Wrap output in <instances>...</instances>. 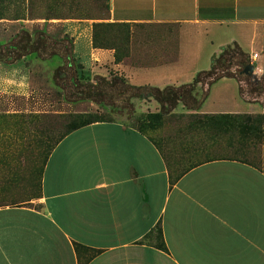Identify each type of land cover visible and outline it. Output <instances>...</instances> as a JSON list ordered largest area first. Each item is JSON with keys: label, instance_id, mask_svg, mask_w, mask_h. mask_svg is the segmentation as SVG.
<instances>
[{"label": "crops", "instance_id": "1", "mask_svg": "<svg viewBox=\"0 0 264 264\" xmlns=\"http://www.w3.org/2000/svg\"><path fill=\"white\" fill-rule=\"evenodd\" d=\"M53 2L58 12L32 24L0 16V44L58 25L92 74L161 89L193 83L238 44L264 74V0ZM99 24L129 28L122 56L119 44L94 45ZM53 69L35 58L0 62V119L31 115L36 85L52 84ZM204 90L196 84L195 96ZM12 97L30 105L6 107ZM137 102L160 111L154 99ZM221 114L263 116L264 106L244 102L238 82L223 78L199 110L180 103L155 128L121 118L73 131L48 156L39 198L32 155L0 156V200L11 197L0 203V264H264V143L253 163L211 157L212 129L196 118ZM22 175L29 194L17 203Z\"/></svg>", "mask_w": 264, "mask_h": 264}, {"label": "trees", "instance_id": "2", "mask_svg": "<svg viewBox=\"0 0 264 264\" xmlns=\"http://www.w3.org/2000/svg\"><path fill=\"white\" fill-rule=\"evenodd\" d=\"M101 27L103 26L100 24L94 26V40L96 30ZM25 58L52 63L54 65L52 83L62 92L64 101L73 104L94 103L106 109L109 115L107 120L133 118L136 114V100L157 101L160 111L152 115L159 119L174 111L180 103L187 109L199 110L208 97L210 87L223 78H233L238 82L240 97L244 102L264 106V74L257 82L253 77L255 73H244L247 66L255 64L252 63L250 55L238 44L223 47L220 53L213 57L210 69L200 71L193 83L177 87L167 86L163 89L152 85H133L119 75L92 74L75 57L73 38L68 35L56 37L45 29L35 30L33 33L22 29L9 42L0 44L1 63L12 65ZM254 82H257V87L252 88ZM196 84H201L205 89L200 98L194 94ZM244 87L249 90L246 91ZM243 116L245 115L221 114L204 116V119H207L211 125L222 128L239 122ZM104 121L94 113L77 115L75 120L68 124L65 133L50 147L46 160L68 134ZM253 121L252 116L246 115V122ZM245 127L247 124L243 125V128Z\"/></svg>", "mask_w": 264, "mask_h": 264}, {"label": "rangeland", "instance_id": "3", "mask_svg": "<svg viewBox=\"0 0 264 264\" xmlns=\"http://www.w3.org/2000/svg\"><path fill=\"white\" fill-rule=\"evenodd\" d=\"M57 9L53 0H0V16L9 20H25L27 24H32V18H50L56 11L58 12ZM25 22L23 23L25 24ZM28 28L31 31L33 29L32 25ZM45 29L56 37H62L61 26L52 25L49 29ZM128 37L129 28L127 26L107 25L106 28L101 27L96 30L94 42L95 45L106 43L114 46L119 44L122 56ZM263 61L261 60L259 65ZM85 69L91 72L87 68ZM254 73L258 78L260 77L256 71ZM36 86L38 89L30 101L32 103L31 115H16L15 122L0 119V156L15 153L21 158L25 156L27 158L32 155V198L40 197L46 155L50 147L65 133L68 124L74 121L77 115L84 113H94L103 120L109 119L107 111L97 107L94 103L68 104L64 101L62 92L53 83L49 82L48 84L43 80ZM255 87H257V82L252 85V88ZM244 88L246 91L249 90L247 87ZM249 97L253 98L254 96ZM218 98H220V94ZM30 102L23 98L12 97L4 100L3 103L6 107L23 109L30 105ZM139 104L142 106V102L135 103L136 114L133 118H123L122 120L138 124L140 127L149 125L151 128H155L162 124L163 118L159 119L145 110H140ZM252 117L254 118L253 122H246L245 115L239 122L222 128L211 125L207 119L197 117L198 124H207V134L209 133L208 128L212 129L211 157H234L253 163L254 155L260 152L259 145L264 143V117H260V115ZM244 124H247V127L243 128ZM25 180L27 181V176L24 178L22 175V186L20 190H17L19 196L14 199L17 203L28 198L29 190ZM10 199L11 197H4L0 203H8Z\"/></svg>", "mask_w": 264, "mask_h": 264}, {"label": "water", "instance_id": "4", "mask_svg": "<svg viewBox=\"0 0 264 264\" xmlns=\"http://www.w3.org/2000/svg\"><path fill=\"white\" fill-rule=\"evenodd\" d=\"M255 70H256V66L255 65H249V66H247L245 68L244 73H246V74L254 73ZM253 77H254L255 81H257V82L260 81V78H258V76L256 74H254ZM145 203L146 204L148 203V198L147 197L145 198ZM146 209H149L147 205H146Z\"/></svg>", "mask_w": 264, "mask_h": 264}, {"label": "built area", "instance_id": "5", "mask_svg": "<svg viewBox=\"0 0 264 264\" xmlns=\"http://www.w3.org/2000/svg\"><path fill=\"white\" fill-rule=\"evenodd\" d=\"M256 58H257V55H256V54H254V55L251 57V61H255V60H256Z\"/></svg>", "mask_w": 264, "mask_h": 264}]
</instances>
